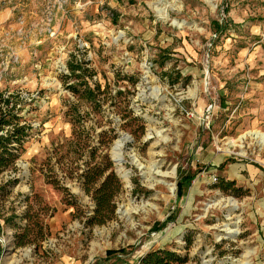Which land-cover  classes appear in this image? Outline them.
Returning <instances> with one entry per match:
<instances>
[{
  "label": "rangeland",
  "instance_id": "1",
  "mask_svg": "<svg viewBox=\"0 0 264 264\" xmlns=\"http://www.w3.org/2000/svg\"><path fill=\"white\" fill-rule=\"evenodd\" d=\"M73 56L99 106L67 88ZM0 92L29 125L0 264H264V0H0ZM107 159L121 189L91 224L79 175Z\"/></svg>",
  "mask_w": 264,
  "mask_h": 264
},
{
  "label": "trees",
  "instance_id": "2",
  "mask_svg": "<svg viewBox=\"0 0 264 264\" xmlns=\"http://www.w3.org/2000/svg\"><path fill=\"white\" fill-rule=\"evenodd\" d=\"M67 68L68 75L65 77L70 78L71 81L67 85L69 91L80 101L99 106L104 101L101 96L105 95L106 90H101V84L92 80L95 72L84 62L77 61L74 56L68 62ZM19 98L18 93L0 92V172L14 168L19 151L29 134V125L21 123ZM76 112L80 116L77 109ZM124 116L128 115H123V118ZM111 167L112 163L107 159V163L88 167L79 175L85 191L91 195L95 204L93 214L88 219L91 224H103L114 215V198L121 189V183L112 170L108 172ZM187 181H189L188 176L178 182V195L183 193V187ZM232 184L227 181L224 183L225 186ZM185 262L184 257L173 251L157 249L148 252L136 264H183Z\"/></svg>",
  "mask_w": 264,
  "mask_h": 264
},
{
  "label": "bare ground",
  "instance_id": "3",
  "mask_svg": "<svg viewBox=\"0 0 264 264\" xmlns=\"http://www.w3.org/2000/svg\"><path fill=\"white\" fill-rule=\"evenodd\" d=\"M261 136H264V135L262 134ZM124 141H125V139H120V140L116 141L115 145H114V150H117V149L119 150L120 147H122ZM115 158H116V160L120 161L121 160L120 154L116 153Z\"/></svg>",
  "mask_w": 264,
  "mask_h": 264
}]
</instances>
